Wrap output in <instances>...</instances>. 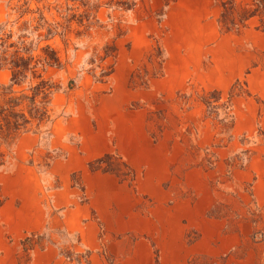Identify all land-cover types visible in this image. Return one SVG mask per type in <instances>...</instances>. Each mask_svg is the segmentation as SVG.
<instances>
[{
	"label": "rangeland",
	"instance_id": "1",
	"mask_svg": "<svg viewBox=\"0 0 264 264\" xmlns=\"http://www.w3.org/2000/svg\"><path fill=\"white\" fill-rule=\"evenodd\" d=\"M135 1L128 12L103 6L88 29L73 22L65 40L49 42L63 62L47 72L60 86L52 97L51 135L26 133L37 136L35 147L19 143L21 135L2 149L0 209L28 195V180L21 183L16 173L20 164L42 178L41 197L48 201L58 187L51 167L65 163L72 148L89 157L101 153L98 159L112 154L108 162L122 179L107 174L125 182L114 207L124 212L128 230L101 228L96 252L104 264H264V26L255 19L240 31L222 30L227 0ZM26 2L32 9L67 4L0 0V24L16 20ZM106 45L116 48V58L104 64L114 63V73L101 83L87 62ZM158 47L164 71L150 78L149 57ZM9 78L1 69L0 84ZM232 88L233 128L224 132L202 98L219 90L227 100ZM95 160L87 164L93 172ZM71 178L76 183L79 176ZM78 238L47 227L32 243L56 240L66 264H86L89 251L70 249ZM21 242L14 249L27 264L30 251Z\"/></svg>",
	"mask_w": 264,
	"mask_h": 264
},
{
	"label": "trees",
	"instance_id": "2",
	"mask_svg": "<svg viewBox=\"0 0 264 264\" xmlns=\"http://www.w3.org/2000/svg\"><path fill=\"white\" fill-rule=\"evenodd\" d=\"M42 1L38 0V3ZM66 2L64 6L52 3L37 6L35 9L30 8V4L26 2L17 8L16 20L0 24V70H7L10 73L8 82L0 84V166L6 162L2 149L11 148L21 135L31 132L34 134L46 132L51 135V126L54 123L52 97L60 90V86L47 77V72L50 68H62L63 62L49 42L56 37L65 40L73 22L88 29L89 21L94 20L103 6L124 12L132 11L136 7L135 0H66ZM52 11H55L59 21L55 19ZM255 19H259L264 26V0H253L247 6H239L235 0L222 3L219 24L225 32L247 28ZM110 58H116V48L106 45L102 53L95 52L92 59L87 62L89 71L98 82H105L114 73V63L104 66ZM149 63L153 67L150 78L163 74L165 56L161 47L150 54ZM96 69H100L98 75ZM148 74L146 71L147 76ZM72 88L73 81L69 84V89ZM235 96L237 95L234 88L229 92L227 100H224L219 90L203 94L202 99L208 117L220 124L224 132L233 128L232 100ZM113 158L114 155L106 154L91 162L90 167L94 171L112 173L122 179L112 168L113 164L108 162ZM107 162L108 168H103L102 165ZM123 165L128 168L127 164ZM34 237L38 235L33 234L22 240L21 245L26 253L34 250L36 245L32 243ZM77 242H80L79 238ZM83 256L86 264H89L90 253L85 252Z\"/></svg>",
	"mask_w": 264,
	"mask_h": 264
},
{
	"label": "crops",
	"instance_id": "3",
	"mask_svg": "<svg viewBox=\"0 0 264 264\" xmlns=\"http://www.w3.org/2000/svg\"><path fill=\"white\" fill-rule=\"evenodd\" d=\"M18 142H28L30 146L35 147L37 136L24 134ZM80 154L79 150L72 148L65 163L57 162L52 165V175L55 174L56 177H53L58 180V187L51 192L48 201H43L41 197L42 178L29 170V167L20 164L16 173L21 183L28 180L27 190L25 187L28 195L22 196L18 202L7 200L0 209V253L4 255L1 263L21 264L22 260L14 249L16 247L18 250L16 243L29 235L43 234L47 227L78 236L80 242L70 249L74 252L89 251V264L105 263L103 256L96 252L99 249L101 228L105 226L109 229L111 226V231L122 234L128 230L124 223V212L120 213L114 207V201L119 197L117 191H123L125 194L126 186L125 182L115 176L87 169V164L93 159H98L101 153L90 157ZM73 174L79 176L76 183L71 178ZM113 218H117V222ZM10 240L14 246L8 243ZM29 255L27 264H66L57 241L53 239L41 247L36 245Z\"/></svg>",
	"mask_w": 264,
	"mask_h": 264
}]
</instances>
